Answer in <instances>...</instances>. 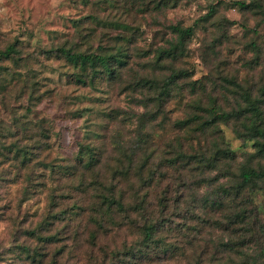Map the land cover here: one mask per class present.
I'll return each mask as SVG.
<instances>
[{
    "label": "rangeland",
    "instance_id": "rangeland-1",
    "mask_svg": "<svg viewBox=\"0 0 264 264\" xmlns=\"http://www.w3.org/2000/svg\"><path fill=\"white\" fill-rule=\"evenodd\" d=\"M238 1L250 7L242 9ZM156 2L0 0V51L16 45L14 62L0 55V139L26 146L33 163L17 177L19 161L13 153L0 156V264H109L110 251L132 243L134 230L117 229L96 212L100 203L93 187L97 181L113 182L117 143L134 141L139 131L145 142L137 158L149 157L143 177L151 173L153 178L146 193L147 212L158 215L161 200L167 224L173 228L184 226V221L193 225L185 214L186 205L208 191L193 156L210 147L206 141L212 138L204 140L199 131L191 132L195 124L187 130L177 123L188 114H203L195 105L206 106L208 96L227 109L234 105L228 92L229 100H223L225 86L234 89L224 77L250 86L252 92L264 84V0H177L162 8L153 7ZM177 25L193 30L186 39L185 54L173 64L154 68L157 51L175 36L171 29ZM129 33L134 34L133 42H117V36ZM119 45L129 56L121 77L109 81L101 74L92 85L76 81L78 65L59 51L61 47L81 53L101 47L115 51ZM172 67L189 71L187 79L204 82L206 90L202 94L199 88L190 90L180 80L157 118L147 120V116L144 127L139 126L137 119L145 105H151V111L156 106L148 102L146 89L131 88L141 77L168 75ZM222 129L243 161L252 148L234 138L231 128ZM82 145L100 153L96 169L84 175L80 169L87 150L81 154ZM81 155L83 160L78 159ZM215 173L204 172V177ZM131 180L136 189L139 182L135 177ZM121 183L127 190L126 204H134L132 189ZM140 189L139 194L146 191ZM128 215L137 213L131 210ZM120 217L124 213L116 214V221ZM95 219L106 221V229L99 228ZM184 229L168 231L165 238L187 246V254H192L186 240L194 231ZM217 235L215 230L212 238ZM48 236L56 239L46 240ZM198 244L200 251L203 243ZM160 257L152 264H187L186 258L163 262L164 255Z\"/></svg>",
    "mask_w": 264,
    "mask_h": 264
},
{
    "label": "trees",
    "instance_id": "trees-1",
    "mask_svg": "<svg viewBox=\"0 0 264 264\" xmlns=\"http://www.w3.org/2000/svg\"><path fill=\"white\" fill-rule=\"evenodd\" d=\"M169 1H172V4L177 2V0H157L153 7L162 8L167 6ZM236 4L242 9L250 7V3L243 1H238ZM259 5L258 2L255 3V6ZM171 31L175 36L167 41L165 47L157 51L154 68L163 66L165 62L173 64L185 54V42L192 35V28L177 25L173 26ZM116 38H118L117 42L121 43L133 42L135 39L133 33ZM15 46V44L6 46L0 51L1 57L14 62L16 60ZM253 46L260 51L257 43H253ZM59 51L71 63L78 65L79 73L75 79L84 85H92L101 74L109 81H116L127 67L129 59L123 45H119L115 51H108L104 47L84 53L74 52L71 48L65 47H61ZM1 75L2 67L0 66ZM188 75L189 71L172 67L168 75L160 72L161 78L141 77L135 81L131 89L139 91L142 88L146 89L145 92L149 94L148 102L156 106L155 110L151 111V105L148 103L145 105V112L137 119L140 122L139 126L144 127L143 124L147 120L157 118L167 99L174 90L179 88L180 80H183L190 90L199 88L201 94L206 90L204 82L198 79L189 80ZM13 78V73H10V79ZM223 80L234 87L229 89L225 86L226 91L222 93L223 100H229L226 93L228 92L232 95L234 105L227 109L216 97L208 96L210 102L206 106L203 107L200 102L195 105V110L203 114H188L177 123L181 129L187 128V130H190L191 124H195L191 132L199 131V136L204 140L208 137L212 138L206 141L210 143V147L206 145L204 150L193 156L192 163H196L195 169L199 170L203 176L208 191L200 198L192 200V205L190 201L186 205L185 214H188L194 222L191 227L186 221L184 226L176 224L174 228L170 222L167 224L164 217L165 204H162L161 200L158 201L160 204L158 215L157 212L156 215L147 212L149 203H147L146 193L153 178L151 173L143 177L142 169L149 157L137 158V150L143 148L145 142L142 133L137 132L134 141L117 143V163L111 167L112 175L117 176L112 177L114 179L110 184L97 181L98 185L93 187L100 203L96 212L102 216L105 215L103 216L106 218L107 222H105L117 229L125 227L127 230H134L132 234L135 238L132 243L123 244L121 249L110 251L109 264H141L142 262L152 264L161 258V254L164 255L161 260L163 262L179 260V257H182L186 258L187 264H264V201H262L264 198V84L257 91L252 92L250 86H244L235 79L224 77ZM214 90L216 89L214 88L213 92ZM147 116L148 119L145 120ZM222 126L231 128L234 138L242 140L245 146L252 148L243 161L238 160L239 154L225 138ZM116 134L119 135V132ZM80 148H82L81 154H85L82 150H87V159L84 160L83 169H80L81 175H84L87 170L96 169L100 153L89 145H82ZM11 153H13V159L19 161L16 173L19 177L20 170L24 171L33 164L31 156L26 146L6 144L0 139V156L7 158ZM84 156L81 155L78 159L83 160ZM31 170H34L33 166ZM213 171H216V175L204 177V172ZM131 177H135L139 182L136 189ZM121 182H126L132 189L137 199L134 204H126L124 193L127 190L122 187ZM140 187L146 190L143 194L137 193L141 191ZM258 197H262L259 202ZM131 210L137 213L136 217L128 215ZM119 213H124V217L116 221V214L119 215ZM185 216L184 218L188 219L187 215ZM94 221L99 228L106 229L105 222H100L98 219ZM185 226L186 229L194 231L192 238L186 240L192 254H187V246L180 243L177 245L165 238L168 231L173 229L180 231ZM215 230L218 231V235L212 238ZM53 238L56 239L52 236L45 239L52 241ZM198 242L203 243L200 251L197 249ZM209 248L211 252L208 251ZM27 251L30 250L27 249ZM32 255H34L32 259L35 260L36 252Z\"/></svg>",
    "mask_w": 264,
    "mask_h": 264
}]
</instances>
